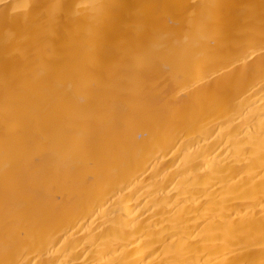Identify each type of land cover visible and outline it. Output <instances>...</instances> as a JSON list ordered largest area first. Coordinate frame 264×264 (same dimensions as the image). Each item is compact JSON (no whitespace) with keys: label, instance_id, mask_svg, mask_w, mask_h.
Listing matches in <instances>:
<instances>
[{"label":"bare ground","instance_id":"bare-ground-1","mask_svg":"<svg viewBox=\"0 0 264 264\" xmlns=\"http://www.w3.org/2000/svg\"><path fill=\"white\" fill-rule=\"evenodd\" d=\"M0 264H264V0H0Z\"/></svg>","mask_w":264,"mask_h":264}]
</instances>
